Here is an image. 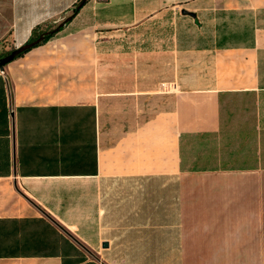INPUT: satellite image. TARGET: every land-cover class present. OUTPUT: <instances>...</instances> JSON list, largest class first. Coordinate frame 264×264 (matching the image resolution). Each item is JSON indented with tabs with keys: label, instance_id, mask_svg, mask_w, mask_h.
Returning <instances> with one entry per match:
<instances>
[{
	"label": "crops",
	"instance_id": "obj_1",
	"mask_svg": "<svg viewBox=\"0 0 264 264\" xmlns=\"http://www.w3.org/2000/svg\"><path fill=\"white\" fill-rule=\"evenodd\" d=\"M79 1L0 0V264L264 260V0Z\"/></svg>",
	"mask_w": 264,
	"mask_h": 264
},
{
	"label": "rangeland",
	"instance_id": "obj_2",
	"mask_svg": "<svg viewBox=\"0 0 264 264\" xmlns=\"http://www.w3.org/2000/svg\"><path fill=\"white\" fill-rule=\"evenodd\" d=\"M154 32H150L148 31L146 33V31L143 32V34H158V33H161V28H158L157 30L156 29H153ZM5 55L4 57L8 56V54H3ZM4 57H0L1 58H4ZM3 77L5 76L6 74V71L3 72ZM234 132H236V129H234ZM234 139H235V148L237 149V151H240V149H242L244 146H247V150L243 151L246 154H249L251 151H252V154L255 153L256 151V148L258 147L259 145V141H257V138H255V135H243L242 134V131L240 132H237L234 136ZM250 142H249V141ZM262 142H264V138L262 136ZM264 183V181H263ZM251 201V199L249 198V202ZM242 204V202H240V205ZM250 204V203H249ZM253 204L255 205L253 207L252 204H250L249 206V211H250V214L246 213V214H241V220H251V217L252 216H255V219L257 220V222H261L264 226V191L261 195H256L254 197V200H253ZM243 207V205H241V208ZM255 210V214L253 215V213H251V210ZM244 232V231H243ZM242 232V233H243ZM256 232V231H254ZM258 234H261L262 233V236H264V227L262 229H259L258 231ZM239 264H264V260H259V261H252V260H244V262L242 263H239Z\"/></svg>",
	"mask_w": 264,
	"mask_h": 264
},
{
	"label": "water",
	"instance_id": "obj_3",
	"mask_svg": "<svg viewBox=\"0 0 264 264\" xmlns=\"http://www.w3.org/2000/svg\"><path fill=\"white\" fill-rule=\"evenodd\" d=\"M87 1H88V0H83V1L80 3V5H79L78 8L81 9L82 7H84V6L86 5ZM182 14H183V15H187V16H189V15H190V16H194L193 13H191V12H187V11H183ZM194 17H195V16H194ZM68 21H70V18H68L66 22H68ZM66 22H64L61 26H63ZM57 30H58V29H57ZM52 32H54V31L47 32V33L41 35L39 39H37V40H35V41H32V43H28V44H26V45H24V46H22V47L16 49V51L11 52L10 55H8V56H6V57H4V58H1V59H0V71H2V72L6 71V70H5V67H6L9 63H11V62H13L14 60H16V58H17L18 56H20L21 54H23L24 52H26V51L32 49V47H34V46H36V45H39V44L43 43V42L46 40L47 35H48L49 33H52Z\"/></svg>",
	"mask_w": 264,
	"mask_h": 264
},
{
	"label": "trees",
	"instance_id": "obj_4",
	"mask_svg": "<svg viewBox=\"0 0 264 264\" xmlns=\"http://www.w3.org/2000/svg\"><path fill=\"white\" fill-rule=\"evenodd\" d=\"M82 1H83V0H80V1L78 2V5L74 8L72 18H74V17L78 14V12L80 11V9H79L78 7H79V5H80V3H81ZM57 29H58V30H57ZM57 29H55V30H51V31H54V32L49 33V34L47 35L46 40H45L43 43H46V42H47L48 40H50L53 36H55L57 32H59V31L61 30V28H57ZM51 31H47V32H51ZM47 32H46V33H47ZM43 34H45V33H43ZM43 34H40V35H34V36H33L34 38H32V40H31L30 43H32V41H35V40L39 39L40 36L43 35ZM3 57H4V56H3Z\"/></svg>",
	"mask_w": 264,
	"mask_h": 264
},
{
	"label": "built area",
	"instance_id": "obj_5",
	"mask_svg": "<svg viewBox=\"0 0 264 264\" xmlns=\"http://www.w3.org/2000/svg\"><path fill=\"white\" fill-rule=\"evenodd\" d=\"M3 75H4V74H3V72H2V71H0V77H1V76H3Z\"/></svg>",
	"mask_w": 264,
	"mask_h": 264
}]
</instances>
